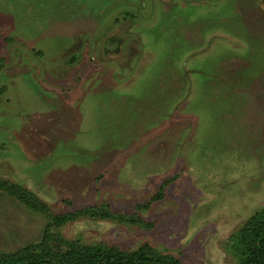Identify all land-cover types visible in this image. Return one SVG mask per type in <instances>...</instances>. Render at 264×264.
Returning <instances> with one entry per match:
<instances>
[{"label": "rangeland", "instance_id": "1", "mask_svg": "<svg viewBox=\"0 0 264 264\" xmlns=\"http://www.w3.org/2000/svg\"><path fill=\"white\" fill-rule=\"evenodd\" d=\"M0 179L151 223L51 226L66 240L234 264L264 208V0H0ZM49 220L0 193V250Z\"/></svg>", "mask_w": 264, "mask_h": 264}, {"label": "trees", "instance_id": "2", "mask_svg": "<svg viewBox=\"0 0 264 264\" xmlns=\"http://www.w3.org/2000/svg\"><path fill=\"white\" fill-rule=\"evenodd\" d=\"M168 181H164L150 201L163 195V187ZM0 193L50 218L39 241L27 243L15 250H0V264H184L173 255L159 253L147 243L135 250L126 251L115 245L66 240L59 233L51 231V226L60 227L80 217L110 218L141 227L151 226L150 222L138 215L111 211L105 202L70 212L50 214L44 202L18 184L0 179ZM137 207L141 208L140 205ZM233 239L232 250L237 257L234 264H264V208L255 212Z\"/></svg>", "mask_w": 264, "mask_h": 264}]
</instances>
